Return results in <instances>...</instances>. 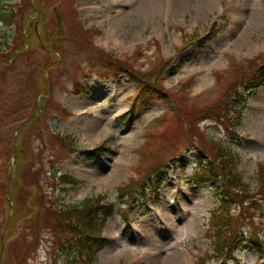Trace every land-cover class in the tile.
<instances>
[{"label": "rangeland", "instance_id": "1", "mask_svg": "<svg viewBox=\"0 0 264 264\" xmlns=\"http://www.w3.org/2000/svg\"><path fill=\"white\" fill-rule=\"evenodd\" d=\"M111 1L38 0L37 5L45 16L42 20L39 16L35 31L29 26L27 43L22 51L13 48L12 53L18 52V56L11 58L9 44L18 33L13 31L14 26L9 28L0 22V30L9 34L7 50L2 53L8 59L0 62L3 248L8 239L15 245L18 241L13 238L20 234L19 227L11 235L6 228L9 218L18 212L16 209L15 213L14 207L21 196L18 184L11 179L7 181L14 173L15 148L21 144L27 150L18 151L20 160L32 155L39 170L37 180H42L43 185L39 182L38 188L44 193L47 190L49 200L56 205H78L84 198L103 195L107 202L117 206V186L131 178H141L137 173L143 167L149 170V166L166 163L181 153L183 162L173 163L163 178L159 201L149 208L141 201L133 202L127 212L128 221L120 211L114 210L102 229L108 242L92 264H196L201 256L204 259L200 264H255L259 255L252 246L213 257L214 247L207 232L221 183L219 180L214 185L187 182L195 164L192 153L197 149L188 146L187 140L216 157L220 153L219 142L224 148L229 147L238 155L237 170L243 181L254 191L257 166L264 162V82L239 110L240 124L234 129L228 125L221 128L214 121L203 119L193 121L188 130L184 112L178 109L188 111L191 102L207 104L238 69H249L252 65L249 62L263 54L264 0H213L208 6L205 2L200 4V0L187 3L155 0L152 9L143 16L136 11L138 0H114L124 3V10L120 5L112 6ZM10 3L22 5L23 0H10ZM117 11L124 13L117 16ZM29 13L25 19L32 18ZM240 13L241 19H237ZM56 14L62 19L60 29L55 26ZM116 25V33L109 32ZM57 31L58 37L52 40V34ZM197 36L205 39L204 46L194 42ZM94 48L130 63L146 76L155 72L159 60L171 59L175 69L161 73L159 79L164 91L144 98L140 80H133L128 69L108 74ZM140 53L141 57L136 58ZM218 74L224 76L222 82L217 80ZM202 78L205 84L197 87ZM32 117H35L33 121ZM26 119L34 123L29 132L18 128ZM93 121L98 126L97 132L83 135ZM180 132L184 133L182 138ZM66 136L76 147L63 157L66 147L60 144ZM92 149L97 153L86 155ZM150 152L149 157L146 153ZM55 173L70 175L76 181L55 183L49 180ZM30 190L34 192V188ZM25 192L26 188L21 191ZM17 205L20 206L18 202L16 208ZM34 211L22 207L19 221L28 218L27 228L30 238L37 241L36 247L28 254L16 255L9 250L7 264H68L65 255L54 261L49 244L52 233L43 224L37 225ZM262 213L264 223V204ZM259 234L264 239V224ZM20 243L15 245L17 250L24 247ZM3 248L0 264H5Z\"/></svg>", "mask_w": 264, "mask_h": 264}, {"label": "trees", "instance_id": "2", "mask_svg": "<svg viewBox=\"0 0 264 264\" xmlns=\"http://www.w3.org/2000/svg\"><path fill=\"white\" fill-rule=\"evenodd\" d=\"M33 1L34 2L23 0L22 5L16 6L11 4L10 0H0V22L9 28L14 26L13 31L18 33L14 35L15 37L9 44V34L0 30V62L5 63L8 59V56L2 54L7 50L6 47L8 44L12 45V48L9 50L11 51L10 54H12L10 58L13 55L18 56V52L22 51L24 45L27 43L26 31L29 26L35 31L37 26L36 23H39V16L41 15V20L44 18L45 15L43 10L37 5L38 0ZM33 11H35V14ZM28 12H31L29 15H32V18L29 19L28 17L25 19L28 16ZM57 14L56 18L54 17L55 26L57 29H60L62 28V19ZM209 33H212V31H209ZM57 35L58 31L52 34V40H56L58 37ZM87 35L92 34L90 33ZM211 35L212 34H210V36ZM68 37L78 42L72 35H68ZM22 40L25 43L22 42ZM194 42H196L197 45L204 46L205 39L202 37L198 38L197 36ZM50 43L51 41L48 45H50ZM13 48H16L18 52L14 53L13 51V54ZM46 50L50 51L48 49ZM94 50L99 56L98 60L100 61V65L109 70V72H107L108 74L114 75L115 73H120L128 69L133 80H140L139 82L143 90H145L142 94L144 98H147L151 93L164 91L161 89L162 83H160L159 79L161 73L168 68L175 69V66L173 67L171 64V59L159 60V65L155 72H151V75L147 72L149 76H146L138 72L137 69H133L130 63L113 58L112 55L105 53L103 49L98 50L94 48ZM140 57L141 53L136 55V58ZM257 60L259 62H257ZM249 64H252L249 69L247 68L243 71L238 69L237 74L233 75V79H228L223 90L220 91L215 98L209 100L207 104L201 106L199 103L193 105L191 102L187 109L188 111L178 109L180 113L184 112L183 119L186 129L191 130L193 121L198 120L200 122L201 120L203 121V119L211 120V122L214 121L215 124L221 128H224V125H228L230 128L234 129L235 126L240 124L241 118L239 110L243 108L245 101L252 94L254 89L264 82V52L250 61ZM223 77V75L221 76L218 74L217 80L222 82ZM239 90L241 91L239 92ZM47 100L48 98L45 99V101ZM34 118L35 117H32V121ZM27 121L28 119L20 123L18 128H23L24 132L32 130L34 123L32 121ZM25 123H27V126H25ZM180 133L182 138L184 133ZM174 134L177 135L176 132ZM190 140L191 139L187 140L188 146L194 145L197 149L194 148L195 150L192 153L195 164L191 172L192 174L187 178V182L190 184L208 183L214 185L215 182L219 180L221 183L216 190L217 206L210 214L211 218L209 220L207 232L208 236L212 239L214 247L213 257L219 258L226 254H230V252L240 249L242 246H252L257 255H259L255 264H264V257L262 256V253H264V239L260 238L259 234L264 224L262 222V206L264 204V162H260L257 166V187L253 191L249 188V185L243 181L242 175L237 170L238 155H235L229 150V147L225 146L224 148L219 142L217 149L220 153L219 157H216L205 149L203 150L201 147L196 146L195 143L193 144L192 140L189 144ZM60 146L63 148L66 147V150H63V157L69 155L71 150L76 147L68 136L65 137V141H63ZM20 150L24 151L27 149L22 144L19 148H15L16 161L13 166L14 173L7 181L11 179L18 184L17 188H19L18 190L21 196L17 198L14 207L15 213L16 209L18 212L15 214L14 218H12V216L9 218L6 229L8 235H11V233L13 231L15 232L19 227L20 234H17L13 240L18 242L21 241L20 245L24 247L17 250L15 245H17L18 242L14 245V241L8 239L3 248L2 241L4 238H2L3 235L1 234L0 262H2L1 253L3 248L5 264H7L6 256L9 250L15 251L16 255L23 254L24 252L28 254L29 250L31 249L32 251L37 245V241H35L34 238L32 239V236L30 238L31 234L27 228V224H29L28 218L21 220L23 221L22 224L21 221H19L21 216L19 211L25 206L30 208L31 212L35 210L34 215L36 216L37 225L39 224L41 226L43 224L47 232L49 230L50 233H52L49 244L55 262H57L62 255H65L69 262L68 264H92L98 251L108 242L102 233V229L114 210L120 211L123 215V219L128 221L127 212L133 202L141 201V204L148 208V206L159 201L161 197L159 191L162 186L161 183L163 178L166 176V172L172 169L171 165L173 163L176 165L177 161L183 162L182 160H184V155L180 153L169 158L166 163L149 166V170H144L145 167H143L137 173L142 175L141 178L134 177L129 179L127 183L117 186V198L119 200L117 206H115L113 202H107L103 195L84 198L78 205H60V203L56 205L55 201L49 200L50 195L47 190H44L46 192L44 193L38 188L37 184L39 182L41 183L40 186L43 187V185L42 180H37L39 170L36 169L32 155H30V157L26 155V160L22 161L20 160L21 154L18 153ZM96 153L97 150H87L86 155ZM146 154L149 157L152 155L151 152ZM49 180L64 184L74 183L76 181L75 178H72L70 175L56 176V173L50 175ZM45 184H49V182L45 181ZM25 188L26 192L21 193ZM32 188H34V192L30 190ZM34 193L36 197L33 196ZM17 202L20 206L17 205L16 208ZM10 243L14 246L10 247ZM198 258L196 264L202 263L204 259L203 256Z\"/></svg>", "mask_w": 264, "mask_h": 264}, {"label": "bare ground", "instance_id": "3", "mask_svg": "<svg viewBox=\"0 0 264 264\" xmlns=\"http://www.w3.org/2000/svg\"><path fill=\"white\" fill-rule=\"evenodd\" d=\"M186 2L185 3H187V2H189L190 0H185ZM212 1L213 0H200L199 1V3L200 4H203L204 2H205V4H206V6H208L209 4H212ZM127 3V2H126ZM155 4V0H138V2H137V7H136V11H137V13L139 14V16H143V15H145L146 13H147V11L148 10H151L152 9V6ZM111 5L112 6H119L120 5V7L122 8V10H124V3H121V2H115L114 0H112L111 1ZM241 8V7H240ZM239 8V9H240ZM123 13L124 12H122V11H117V16H121V15H123ZM129 13V12H128ZM241 17H242V14L240 13V15L239 16H237L236 18L237 19H241ZM116 28H117V25L114 27V28H112V30H110L109 32H112V33H116ZM203 84H205V81H204V79L202 78L201 79V81L199 82V85L197 86V87H201V85H203ZM95 121H93V123H89L88 124V128H87V132L85 133H83V135H87V136H89V135H93L94 134V132H97L96 130H97V128H98V126L94 123ZM102 131L104 132V134L106 133V131H105V129L103 128L102 129ZM92 133V134H91ZM94 178L93 179H95V176H93ZM98 178V177H97ZM99 179H104V177H99L98 178V180Z\"/></svg>", "mask_w": 264, "mask_h": 264}]
</instances>
